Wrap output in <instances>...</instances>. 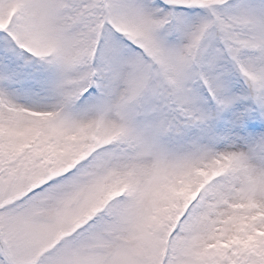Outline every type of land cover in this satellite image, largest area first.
<instances>
[{"label": "snow or ice", "instance_id": "obj_1", "mask_svg": "<svg viewBox=\"0 0 264 264\" xmlns=\"http://www.w3.org/2000/svg\"><path fill=\"white\" fill-rule=\"evenodd\" d=\"M0 264H264V0H0Z\"/></svg>", "mask_w": 264, "mask_h": 264}]
</instances>
